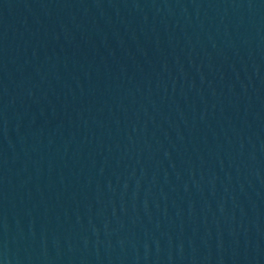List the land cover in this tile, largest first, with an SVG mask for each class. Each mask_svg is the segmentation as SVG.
I'll use <instances>...</instances> for the list:
<instances>
[{"label":"water","instance_id":"water-1","mask_svg":"<svg viewBox=\"0 0 264 264\" xmlns=\"http://www.w3.org/2000/svg\"><path fill=\"white\" fill-rule=\"evenodd\" d=\"M0 264H264V0H0Z\"/></svg>","mask_w":264,"mask_h":264}]
</instances>
